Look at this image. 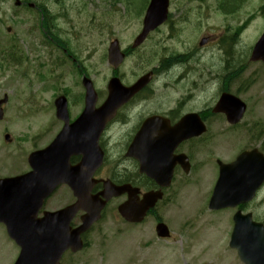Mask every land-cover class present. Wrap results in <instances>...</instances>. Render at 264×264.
<instances>
[{
    "label": "rangeland",
    "instance_id": "obj_1",
    "mask_svg": "<svg viewBox=\"0 0 264 264\" xmlns=\"http://www.w3.org/2000/svg\"><path fill=\"white\" fill-rule=\"evenodd\" d=\"M148 1L125 0L124 3V0H121L118 3V0H58L57 5L49 4L53 12H58L55 31L64 39L65 46L71 48L74 57L71 56L70 58L75 59L74 65L80 66L81 69L83 66L84 71L93 81L97 92L104 91L107 82L105 78L109 77L111 72L106 60L109 42L114 37L119 36L123 45H131L141 27L144 8ZM169 2V14L173 24L171 26H173L174 36L169 37L167 31L155 32L148 42L143 43L133 56H130V59L120 68V72L126 75L143 72L168 51L198 47L202 37L213 36L216 42L208 47L199 46L198 52L202 54L201 59L208 61V65L213 62L214 68L208 69L206 72L215 78H219L215 80L214 93L217 94L221 86L220 83L227 84L229 92L235 93L247 104L248 113L245 115L243 124L250 126L258 123L259 127L261 124L264 128V64L260 61L251 62L248 59L252 45H254L259 34L264 31V0H235L232 5H227V2L222 0L223 6L229 8L230 12L220 8L221 0H170ZM139 10L140 12H137ZM3 11H8L6 6L2 8L1 12ZM128 11L130 13H127ZM5 16L8 15H4V18ZM238 28H242V30L231 41L232 46L229 40L233 34L224 38L226 35L224 33H231ZM220 36L222 39L224 38L223 45L227 51L222 48V44H218L221 39ZM42 39L43 37L39 35L38 31H33L30 38H26L20 43V54L27 58V62L22 65L29 69V77L16 82L15 75L20 67L15 68V65L10 69L6 66L0 71V96L7 92L12 97L6 107L4 120L0 122V144L3 143V133L10 131L17 137V140L24 141L26 149H31L32 142H34L32 137L39 133H43V136L37 139V143L40 145L52 137L60 125L59 122L55 128L56 117L53 112L52 100L57 94L59 95L62 89H67L70 92L71 101H74L72 113H76L80 107V103L73 98L78 97L83 88L79 84L81 76L74 73L73 61L68 59L63 63L61 62L60 65H53L51 61L58 62L61 55L53 46L42 44ZM49 49L50 52L48 53L47 50ZM187 53H190L194 58L196 56L195 53ZM197 60L199 59L193 61L197 62ZM163 67L176 74L179 82L178 87L172 84L170 86L169 75L167 77L168 92L176 91V88L179 91L182 90L186 81L183 74L179 77L182 72L181 67L174 61L165 63ZM25 72L26 70L23 71V73ZM38 76H42L43 80L38 81ZM13 77L14 80L10 82L9 80ZM208 85L207 83L203 87ZM170 97L171 95L168 93L163 94V102L169 101ZM20 102L23 105L25 102L27 104L20 106ZM29 108L34 111L33 115L28 113ZM25 109L27 111L24 117L22 113ZM220 126L216 124L215 128ZM47 129L48 131H46ZM248 140L244 134L225 137L223 141L220 140L217 143L218 146H213L214 155L222 159L232 158ZM12 151L9 150V152ZM206 174L204 169H199V184L185 187L175 197L171 196L160 207L165 213L164 219L170 220L171 224L166 223L177 240L162 242L159 250H157L156 248H144L141 244L137 247L130 246L128 236H124L122 240L116 243L114 249V252L123 261L122 264H149L151 256L158 255L163 258L166 256L164 255L166 250L177 249L180 244L187 245L189 242L194 247L193 253L197 258L199 244L196 235L208 226L206 221L204 222L202 219L190 221L191 231L189 233H181L176 228L179 227L181 219L191 218L185 217L188 210L187 203L189 199L196 200L195 198H199L196 192L200 189L203 191L206 187ZM210 191L211 188L209 187L208 190L204 191L202 197L204 199L209 198ZM151 221L152 219L148 217L144 224L135 229L141 230L142 233L139 235L143 238L149 234ZM132 231L130 228V235ZM6 242L14 247L9 241L6 240ZM1 245L3 250L8 251V245L4 240L1 241ZM129 250L130 256L127 258ZM227 251L232 253L228 254L226 263L240 264L237 262V253L231 249ZM111 254V248H106L103 264H120L112 258ZM4 264H8V261L4 260ZM167 264L182 263L181 260L177 262L175 256H170L167 258Z\"/></svg>",
    "mask_w": 264,
    "mask_h": 264
},
{
    "label": "flooded vegetation",
    "instance_id": "obj_2",
    "mask_svg": "<svg viewBox=\"0 0 264 264\" xmlns=\"http://www.w3.org/2000/svg\"><path fill=\"white\" fill-rule=\"evenodd\" d=\"M57 3H59L58 0H0V9L6 6L12 11L8 16H5L7 22L4 25L1 23L3 21L0 20V45H3L6 50V53L4 52L2 55L4 59H7L8 62H18L19 60L17 59L18 54H15V51L18 50V40L16 34L11 35L14 32L38 31L40 36L47 35L48 38H51L48 35V31L54 29L58 12H53L49 4L57 5ZM165 25V28H160V26L155 32L159 30L162 32L167 31L169 37L174 36L171 19ZM3 26L5 37L1 33V27ZM204 37L205 42L199 46L207 47L213 37ZM198 47L181 49L180 51L175 50L173 51L174 53L168 51L161 55L151 66L149 71L152 73V79L149 84L135 94L126 104L122 105L117 110L116 116L107 124V129L102 135L100 143L104 151V161L103 165L96 170L95 178H110L118 185L132 183L144 190L158 188L154 180L138 173V163L127 153L133 136L145 118L151 115L162 116L161 121L169 126L167 143L164 144L165 155L162 157L160 165L155 169L173 170L171 184L168 189H173L175 195L187 185L199 184V169H204V173L209 174V184L211 186L214 185L218 175L219 162L227 163L231 161L230 159H222L214 155L213 146H218L219 144L217 143L220 140L223 141L225 137L244 134L251 142L248 145V149L256 147L261 150L263 144L261 125L260 127L257 125L258 123L250 126H245L243 123L231 125L225 120L224 114L215 112L214 107L220 95L224 92H229L227 89L228 85L223 82L220 83L221 86L217 94L214 93L215 80L219 78H215L209 72H206L208 69L212 70L214 68L213 62L208 65L204 59H201L202 54L198 52L200 48ZM124 50L128 57L133 56V50L131 52L130 49ZM186 51L195 53V58ZM195 59L199 60L194 62L193 60ZM170 61L176 62L182 69L179 77L183 74L186 83L184 84L185 87L180 91L178 88L173 92H168L167 90V77L169 75L170 86L172 84L178 87L177 85L179 84L177 75L163 67L165 63H170ZM142 73L144 72L139 75L122 74L120 78L124 83L130 82L128 84H132ZM207 83L209 85L203 87ZM165 89L166 92L163 93ZM165 93L170 94L171 97L169 101L164 103L162 95ZM188 114H195L205 127V130L200 136L188 138L174 145L176 136L173 134L171 127L178 124L182 117ZM216 124L221 126L215 128ZM171 140H173L174 150L173 153L168 155L166 153ZM4 148L0 150V178L23 175L30 170L27 169L29 154L25 149L14 144L12 152H7ZM181 153H184L188 158V173L183 171L182 162L175 158L176 155ZM70 161L75 164L79 161V158L72 157ZM100 187L101 185L98 184L95 189ZM61 188L64 189L65 187L61 186ZM54 196L56 197L55 192L45 199L43 203L45 208L50 206ZM125 198L126 195L122 196V200ZM54 202L56 201L54 200ZM4 204V199L0 196V205ZM152 215L154 216L153 221L155 224L161 220L156 212H153ZM237 215L250 216L254 221L264 222V187L258 189L254 198L240 202L234 207L209 209L201 203L195 204L190 220L196 221L201 218L206 221V218H208L210 221L208 223L209 226L211 224L210 234L200 237L199 248L214 249L215 251L227 250L229 248L230 226L232 225V219ZM2 219L6 218L3 214H0V233L5 230V225L1 222ZM216 240V245H213ZM92 245H87L85 248L86 252L81 255H79L81 252H65L67 264H90V252L87 249ZM190 249H194V247H190ZM7 255L8 253L0 249V264H4ZM217 257L221 258L220 256ZM16 258L17 255L12 258L13 261Z\"/></svg>",
    "mask_w": 264,
    "mask_h": 264
},
{
    "label": "water",
    "instance_id": "obj_3",
    "mask_svg": "<svg viewBox=\"0 0 264 264\" xmlns=\"http://www.w3.org/2000/svg\"><path fill=\"white\" fill-rule=\"evenodd\" d=\"M167 1L168 0L150 1L143 21V30L136 38L133 46L141 43L150 30H153L166 19ZM108 52L110 63L117 66L123 58V54L119 51L117 41H114L110 45ZM249 59L253 61L262 60L264 62V32L253 46ZM116 81V79L112 80L110 84L111 87L109 86V98L104 107L107 109L106 111L113 112L120 104L121 100H126L136 93L146 84L148 76L141 77L129 89H123V96L121 98H119L121 92L116 87ZM82 83L85 88V108L82 114L77 120L69 124L65 97L60 96L55 100L56 115L59 119L64 121V125L57 138L48 147L40 152L33 153L30 156V164L33 169H44V172H48V169L54 168L58 162L59 166H61L62 160L71 153L83 152L84 150L90 152L91 160L95 159V152L98 150V135L106 116L103 117L104 108H94L96 93L91 81L84 78ZM118 100H120V102ZM3 101H5V99L0 102ZM245 108V104L239 98L231 94L229 95V93H224L221 95L215 111L220 110L224 112L226 114V120L233 124L240 120ZM197 120L198 119L195 115L186 116L182 121H179V124L177 125L179 126L177 134L181 135L182 138H185L187 135L192 136L197 134L194 133L193 130L197 125L198 128L200 127V123ZM152 121V119H148L144 122L141 130L138 132L130 147V151L139 144L140 151L142 152L139 154L144 156V146L150 142L151 158L155 159L162 149L163 143L157 138H147L145 140V136L148 134V128L153 125ZM181 126L183 127V131L181 130ZM86 129H88V132H86ZM87 156L89 155L87 154ZM141 170L145 171L146 169ZM150 171L154 177L160 175L159 173H155L157 171L154 169H150ZM217 180L218 182L215 192L221 190L224 197L236 199L243 196H252L255 191L254 189L258 188L259 184L264 181V155L257 151L239 154L233 164L231 163L221 167L219 179ZM135 194L136 190L130 188V212L137 213L139 217L134 220H139L145 211L153 206L154 202L161 197V194L157 192L147 193L140 202L136 200ZM241 224L240 221L236 220V225L234 226L235 235L240 231H242V233L246 231V229L240 227ZM246 239L247 248L252 250L246 251V264H264V236L260 235V237L253 238L246 235Z\"/></svg>",
    "mask_w": 264,
    "mask_h": 264
},
{
    "label": "trees",
    "instance_id": "obj_4",
    "mask_svg": "<svg viewBox=\"0 0 264 264\" xmlns=\"http://www.w3.org/2000/svg\"><path fill=\"white\" fill-rule=\"evenodd\" d=\"M227 2L226 4L228 5V4H230V5H232L233 3L232 2H234L235 0H223V2ZM231 8V7H230ZM229 9V8H228ZM228 9H226V10H228Z\"/></svg>",
    "mask_w": 264,
    "mask_h": 264
},
{
    "label": "bare ground",
    "instance_id": "obj_5",
    "mask_svg": "<svg viewBox=\"0 0 264 264\" xmlns=\"http://www.w3.org/2000/svg\"><path fill=\"white\" fill-rule=\"evenodd\" d=\"M208 62V61H207Z\"/></svg>",
    "mask_w": 264,
    "mask_h": 264
}]
</instances>
